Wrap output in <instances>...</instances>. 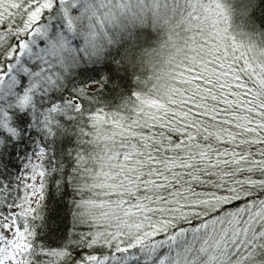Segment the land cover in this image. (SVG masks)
I'll return each mask as SVG.
<instances>
[{
    "label": "snow or ice",
    "instance_id": "6c2138e0",
    "mask_svg": "<svg viewBox=\"0 0 264 264\" xmlns=\"http://www.w3.org/2000/svg\"><path fill=\"white\" fill-rule=\"evenodd\" d=\"M0 264H264V0H0Z\"/></svg>",
    "mask_w": 264,
    "mask_h": 264
}]
</instances>
